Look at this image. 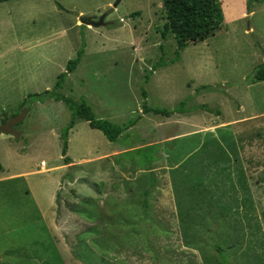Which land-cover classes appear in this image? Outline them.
Masks as SVG:
<instances>
[{
  "label": "rangeland",
  "instance_id": "rangeland-1",
  "mask_svg": "<svg viewBox=\"0 0 264 264\" xmlns=\"http://www.w3.org/2000/svg\"><path fill=\"white\" fill-rule=\"evenodd\" d=\"M219 1L220 29L177 60L162 0L0 2V110H27L19 139L0 134V264H264V81L253 75L264 0L249 13L245 0ZM83 44L60 93L96 119L134 123L111 143L76 119L67 156L83 162L65 165L70 111L28 96L51 90ZM186 97L220 114L142 113ZM146 146L150 163L135 151Z\"/></svg>",
  "mask_w": 264,
  "mask_h": 264
},
{
  "label": "trees",
  "instance_id": "trees-1",
  "mask_svg": "<svg viewBox=\"0 0 264 264\" xmlns=\"http://www.w3.org/2000/svg\"><path fill=\"white\" fill-rule=\"evenodd\" d=\"M5 1L10 0H0V2ZM259 1L262 0H245L246 11L249 13L251 11V7ZM162 5L166 18V22L162 30V38L165 40L167 34L169 33L174 36L176 41L175 60H177L179 57V52L183 51L188 43L201 42L207 39L209 36H213L214 33L220 29L223 23V13L219 0H162ZM159 48H163V46L160 45ZM83 50L84 44L76 52L75 58L67 62L65 72H62L57 76L56 82L51 90H45L41 94H33L28 96V98L34 97L36 98L35 100H39L40 102H42L45 98L53 99L57 102L61 101L70 111V120L66 123V125L63 126L60 133L62 142L61 156L65 165L71 163L69 157L67 156L68 133L74 126L76 119H82L88 123L91 129L101 131L106 139L111 143H116L126 131L127 127H130L134 123L133 120H129L125 125H116L109 120L96 119L87 101L83 99L80 101H73L60 93L59 90L62 88L64 78L76 68L79 61L81 60ZM160 65L162 64L159 61L152 67L150 72H153ZM253 75L256 80L264 81V63L258 65L255 68ZM144 79L147 80L148 75H146ZM216 88L220 89L219 87ZM216 88L204 86L201 89L211 92L217 91ZM141 94L143 98L146 97V92L144 90H142ZM189 99V97H186V99L181 101L172 109L149 107L144 104L142 107V113H151L153 115L169 117L173 114H182L185 112L188 113L203 110L207 112H214L216 115L220 114L218 109L212 110V108L204 104H199L192 108H185ZM15 115L16 114L0 110V124L5 122L8 118L14 117ZM153 148V146H146L135 151L148 150L147 152H144V155L146 162L150 163L154 159L152 156ZM71 167L74 166H70L69 168ZM69 168L64 177L68 178V180H71L72 172H70ZM148 193L149 190L145 189L143 192L144 197L148 196ZM142 206V211L146 214V205L142 204ZM214 249L220 255L221 260L225 262L226 256L224 255L222 246L219 243H216L214 245Z\"/></svg>",
  "mask_w": 264,
  "mask_h": 264
},
{
  "label": "water",
  "instance_id": "water-1",
  "mask_svg": "<svg viewBox=\"0 0 264 264\" xmlns=\"http://www.w3.org/2000/svg\"><path fill=\"white\" fill-rule=\"evenodd\" d=\"M80 22L87 26L100 27L103 25V17L94 21L91 18H80ZM27 114V110L23 108L20 113L14 117L8 118L5 122L0 124V134H6L14 139H19L22 135V131L15 128L17 124H20Z\"/></svg>",
  "mask_w": 264,
  "mask_h": 264
},
{
  "label": "crops",
  "instance_id": "crops-1",
  "mask_svg": "<svg viewBox=\"0 0 264 264\" xmlns=\"http://www.w3.org/2000/svg\"><path fill=\"white\" fill-rule=\"evenodd\" d=\"M72 163L71 164H78V163H81V162H83L82 160H79V161H76V162H74V161H71ZM1 169H2V167H1ZM45 170V168H41V171H44ZM8 177H10V176H8ZM0 178H4V177H1L0 176ZM6 178V177H5Z\"/></svg>",
  "mask_w": 264,
  "mask_h": 264
}]
</instances>
